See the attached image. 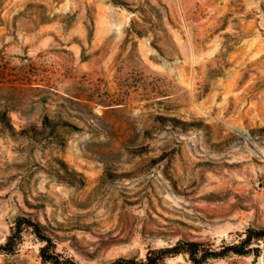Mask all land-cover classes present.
I'll use <instances>...</instances> for the list:
<instances>
[{
    "label": "rangeland",
    "instance_id": "374dc122",
    "mask_svg": "<svg viewBox=\"0 0 264 264\" xmlns=\"http://www.w3.org/2000/svg\"><path fill=\"white\" fill-rule=\"evenodd\" d=\"M20 216L74 264L264 228V0H0V244Z\"/></svg>",
    "mask_w": 264,
    "mask_h": 264
},
{
    "label": "trees",
    "instance_id": "16d2710c",
    "mask_svg": "<svg viewBox=\"0 0 264 264\" xmlns=\"http://www.w3.org/2000/svg\"><path fill=\"white\" fill-rule=\"evenodd\" d=\"M25 227L30 228L42 242V246L39 248V255L43 262H51L52 264L69 262V260L62 261L59 259L58 253L55 251V241L45 231V225L40 221L31 220L23 216L14 220L5 242L0 244V250L14 252L21 242L22 231ZM262 243L264 245V228L249 226L237 243L222 245L218 249L200 241L179 240L174 245L148 251L144 258L118 257L108 264H159L160 262L163 263L166 256L179 253L188 256L193 264H202L209 258L222 257L227 253L238 255L262 254L264 258V249L260 246ZM69 263L74 264L72 262Z\"/></svg>",
    "mask_w": 264,
    "mask_h": 264
}]
</instances>
